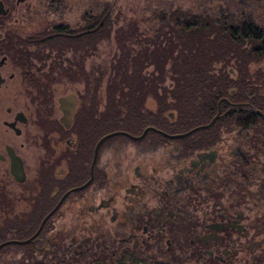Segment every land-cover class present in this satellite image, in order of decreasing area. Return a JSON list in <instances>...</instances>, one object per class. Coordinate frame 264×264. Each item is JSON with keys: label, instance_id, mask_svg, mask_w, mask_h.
Masks as SVG:
<instances>
[{"label": "flooded vegetation", "instance_id": "1", "mask_svg": "<svg viewBox=\"0 0 264 264\" xmlns=\"http://www.w3.org/2000/svg\"><path fill=\"white\" fill-rule=\"evenodd\" d=\"M1 58L4 60L0 67L6 61L5 56ZM12 78L13 74L7 77ZM3 83L4 79L0 86ZM74 95L77 104L67 128L59 122L62 113L58 104V120L50 118V107L41 116L45 119L36 120L42 119L38 176L27 179L22 157L11 145H3L0 163H6L9 170L5 151L8 147L19 157L25 175L21 183L10 176L12 185L7 189L0 182V202L2 198L7 202L0 209V219L6 223L3 229L28 234L11 240L29 238L67 191L90 178L97 140L87 163V149L81 146L80 132L73 127L76 118L89 115L78 112L81 107L77 109L79 99ZM230 107L248 113H236L232 128L219 130L210 147L193 148L197 140L194 137L187 138L189 145L185 147L177 139L163 137L165 141L160 142L146 136L147 132L141 140L134 141L142 144L139 150L124 153L132 176L125 175L116 183L112 182L110 168L118 169L121 162L106 146L109 142L103 141L90 182L67 194L25 245L29 249L54 248L57 258L71 252L69 259L78 264H134L133 260L136 264H232L238 261L240 250L247 254L258 250L251 262L260 259L264 256L260 248V239L264 240V113L244 103ZM6 112L10 114L12 110L7 108ZM15 113L1 124L18 137V125L22 123L14 124L18 135L3 125L12 122ZM223 135L229 140L226 145ZM158 150L164 152L153 158ZM148 151L151 154L147 155ZM17 200L23 201L27 209L15 214ZM66 216L72 222L64 229L62 220ZM95 247L100 251H91Z\"/></svg>", "mask_w": 264, "mask_h": 264}, {"label": "trees", "instance_id": "2", "mask_svg": "<svg viewBox=\"0 0 264 264\" xmlns=\"http://www.w3.org/2000/svg\"><path fill=\"white\" fill-rule=\"evenodd\" d=\"M5 19L6 16L0 17V30H3L0 50L8 53L14 64L29 68L30 60L35 59L44 66L51 53L57 60L43 75L44 80L38 77L30 80L36 98L44 107L48 101V85L54 78L53 68H58L61 76L71 80L78 74L87 81L82 66L83 55L113 33L117 55L110 65L111 77L105 87L103 108L97 111L93 93L78 111L89 117L76 118L73 127L79 130L81 146L87 149V163L92 145L107 133L122 131L138 135L147 126L168 134L183 133L208 123L216 113L219 100V117L209 128L175 141L185 147L189 145L187 138L194 137L197 140L192 143L193 148L212 146L219 130L232 128L236 113H248L235 111L230 104L244 103L264 113V71L250 70V66L264 60V20L252 11L237 14L226 8L215 16L192 14L178 8L157 12L152 15L155 25L146 40L147 45L134 51L127 42L136 37V24L127 23L112 30L111 20L104 11L95 17L83 18V25L70 31L54 25L50 30L43 27L26 36H21L15 29L4 30ZM66 52L80 54L74 69L61 67L58 61ZM230 61L234 68L231 75L221 69ZM216 66L220 68L216 69ZM148 67L151 70L146 74ZM166 76L170 81L168 86L164 85ZM149 96L155 101L154 111L144 109ZM169 115H172L171 119ZM37 122L40 126V119ZM146 136L165 141L155 133L148 132ZM114 140L126 138L115 136L105 143ZM2 200L1 210L7 204L4 198ZM27 235L5 227L0 242Z\"/></svg>", "mask_w": 264, "mask_h": 264}, {"label": "rangeland", "instance_id": "3", "mask_svg": "<svg viewBox=\"0 0 264 264\" xmlns=\"http://www.w3.org/2000/svg\"><path fill=\"white\" fill-rule=\"evenodd\" d=\"M2 1L8 11L6 19L3 21L4 30L15 29L21 36H26L43 27L50 30L54 25L63 26L66 31H70L83 25V18L95 17L102 11L108 14L112 23V30L134 22L138 30L137 35L130 42H127L128 47L133 51L147 45L146 40L152 35L155 25L152 15L157 12H168L178 8L184 11L187 10L192 14L205 13L215 16L228 8L237 14L249 10L264 20V0H24L18 3H16V0ZM2 32L3 30H0V34ZM116 55L117 48L113 33L110 32L107 39L98 42L94 50L82 57V66L87 81L78 74L71 80L61 76L58 68H53L52 75L54 78L48 85L46 105L51 110L50 118L58 120L60 112L57 109L56 99L69 93L78 96L77 109L84 102L87 103L94 93L97 111H101L104 105L105 87L111 77L110 65ZM1 56H5L6 61L0 67V77L4 79V83L0 86V154H4V144L11 145L23 159L27 179H32L38 176L41 155L40 127L36 120L38 117L42 118L44 116L43 114L47 108L42 106L40 100L36 98V91L32 88L30 80L34 77L44 80L43 75L47 74L52 62L57 63V60L52 58L53 53H51L44 61V66H40L41 62L31 59L29 68H21L14 65L8 53L3 51L0 53ZM79 58V53L66 52L58 61L61 67L74 69V62H78ZM219 68V66H216V69ZM221 69L231 75L232 70H234L232 61L227 66L221 67ZM256 69L264 71V60L250 66L251 71ZM150 70L151 68L148 67L145 73L149 74ZM10 74H13V78L7 79ZM169 83L168 76H166L164 85L168 86ZM155 107V101L150 96L147 97L144 102V109L154 111ZM7 108L12 110L10 114L6 112ZM17 111H21L27 119L25 124L18 125L21 131L18 137L9 130L5 131V127L1 124L2 121L11 120L14 112ZM224 136H222L223 144L226 145L229 140ZM140 145L142 144L128 139L114 140L106 145L111 148L113 155L121 162L118 169L114 166L110 168L113 183H116L118 179L123 178L125 175L132 176L130 166L127 167L128 161L125 159L124 153H133L135 150H139ZM163 152V150H158L155 153L156 155L152 156L156 158ZM148 154L151 153L148 151ZM10 179L7 164L0 163V182L5 185L6 189L12 185ZM12 193L16 194L17 191ZM118 207H120L119 204ZM19 209L25 210L27 208L23 201L17 200L14 203L13 212L18 214ZM62 222H64V229H67L72 221L66 216L63 217ZM5 225V221L0 219V235ZM260 236H256L255 239H259ZM23 246L7 245L0 249V264H78L77 261L69 259L71 252L68 253L70 255L62 256V260H60L61 258H57L56 249L54 248H39L38 246L36 249H29V247ZM260 248L264 250L263 239H260ZM93 250L95 252L100 251L97 247L91 251ZM258 252V250H255L253 253L247 254L240 250L237 256L238 261H234L232 264H264V256H261L260 259L257 257L254 262H251L252 257L258 256ZM181 262V264H193V262Z\"/></svg>", "mask_w": 264, "mask_h": 264}, {"label": "water", "instance_id": "4", "mask_svg": "<svg viewBox=\"0 0 264 264\" xmlns=\"http://www.w3.org/2000/svg\"><path fill=\"white\" fill-rule=\"evenodd\" d=\"M23 1L24 0H16V3L23 2ZM7 12H8L7 9L4 8L3 3L0 0V17L6 16ZM3 60H4V58L0 59V64L3 62ZM9 78H10V76H9ZM2 82H3V79L0 78V84ZM224 101H226V100L224 99ZM57 104H58L59 110L62 113V116L59 119V122L63 125L64 128H67L69 126L70 122H71V116H72L73 110H74V108H75V106L77 104V98H76V96L73 93H70V94H67V95H63V96L57 98ZM219 104H220V100L217 102V110H216L215 115L208 121V123H206L204 125L193 127L190 130H188L186 132H183V133H177V134L169 135V134H167L165 132H162L160 130H157V129L151 127V126H147L144 129H142L141 133L138 136H133L131 134H128V133L122 132V131H113V132H110V133H107V134L101 136L96 141V143H95V145L93 147L92 158H91L90 166H89L90 178L88 179V181L84 185L76 187V188H73V189L67 191L61 197V199L57 202V204L51 210V212L57 208V206L60 204L62 199L67 194H69L71 191H75V190H79V189L83 188L85 185H87V183L90 182L91 174H92V167H93L94 162H95L96 153H97V150H98L100 144L103 141H105V140H107L109 138L115 137V136H123L126 139L131 140V141H139V140H141L144 137V135L147 132H153L155 134H158V135H160V136H162L164 138L171 139V140L184 139L189 134H191V133H193V132H195L197 130H203V129L209 128L213 124V122L217 119V117L219 116V111H220ZM16 121H18L19 123H22V124L25 123V118H24V116H23V114L21 112H16L15 115H14L13 121L9 122V123L4 122L3 125H5L8 129L13 130V132L16 135H18L19 134V130L14 127V124H15ZM9 149L10 148H8V147L5 148L7 156L9 158V160H10L9 170H8L9 174L16 182L21 183L25 179V175H24V172H23L21 161H20L19 157L15 156L13 154V152L11 151V149L10 150ZM51 212H49L48 215H46L44 218H42V220L40 221L36 231L29 238L24 239V240H6V241H3V242H0V249H2L4 246H7V245L23 246V245L29 243L38 234V232L41 229L42 224L44 223L46 218L51 214Z\"/></svg>", "mask_w": 264, "mask_h": 264}]
</instances>
